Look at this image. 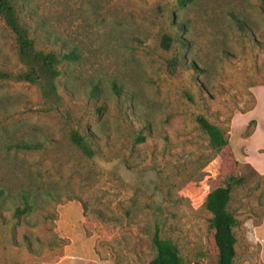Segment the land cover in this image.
<instances>
[{"label":"rangeland","instance_id":"rangeland-1","mask_svg":"<svg viewBox=\"0 0 264 264\" xmlns=\"http://www.w3.org/2000/svg\"><path fill=\"white\" fill-rule=\"evenodd\" d=\"M16 1L37 48L77 58L59 65L58 104L0 81V264H144L155 227L188 264H215L204 201L218 157L200 115L244 177L228 205L234 264H264L262 0ZM0 68H22L1 19ZM73 131L91 133L92 157ZM23 194L32 209L15 217Z\"/></svg>","mask_w":264,"mask_h":264},{"label":"trees","instance_id":"trees-1","mask_svg":"<svg viewBox=\"0 0 264 264\" xmlns=\"http://www.w3.org/2000/svg\"><path fill=\"white\" fill-rule=\"evenodd\" d=\"M264 5V0H262ZM184 5L186 0H178ZM23 9L16 0H0V19L10 31L16 49L18 62L22 66L19 71H7L0 68V81L25 82L36 86L41 98L49 104H58L60 95L57 91V79L61 73L59 65L62 61H74L77 54L74 50L65 53L54 50L44 51L36 47L35 40L30 36L29 27L23 18ZM172 38L164 35L161 46L169 49ZM178 39L175 38V41ZM170 64V63H169ZM175 63L171 61V66ZM113 90L118 94L117 86ZM196 122L208 139L210 149L218 157L217 175L218 185L206 195L204 205L210 214L206 227L207 252L215 258V264H234L236 255V236L234 228L237 224L233 212L228 208L232 192L244 183V177L237 174V160L225 132L210 123L205 117L197 116ZM254 122V121H250ZM251 133L247 132V136ZM71 142L87 157L93 156L92 136L86 132L80 134L73 131ZM140 140H143L141 138ZM40 142L16 141L7 145V149L15 151H31L41 148ZM27 194L21 196L22 207L15 209V217L31 211L33 200ZM3 190L0 187V201ZM154 255L144 264H188L180 256L176 245L166 238H162L157 227L151 237Z\"/></svg>","mask_w":264,"mask_h":264}]
</instances>
